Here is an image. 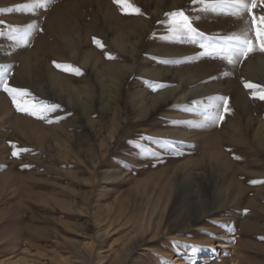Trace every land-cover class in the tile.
Wrapping results in <instances>:
<instances>
[{"label": "rangeland", "instance_id": "374dc122", "mask_svg": "<svg viewBox=\"0 0 264 264\" xmlns=\"http://www.w3.org/2000/svg\"><path fill=\"white\" fill-rule=\"evenodd\" d=\"M130 2L141 14L0 0V77L29 105H59L40 119L0 89V264H264V101L244 86L264 87V53L200 56L168 14L208 40L244 21L192 0ZM29 25L27 44L11 38ZM186 196L219 210L179 228Z\"/></svg>", "mask_w": 264, "mask_h": 264}, {"label": "snow or ice", "instance_id": "6c2138e0", "mask_svg": "<svg viewBox=\"0 0 264 264\" xmlns=\"http://www.w3.org/2000/svg\"><path fill=\"white\" fill-rule=\"evenodd\" d=\"M48 0H45L47 3ZM192 2L200 3L203 5L202 11L220 12L226 15H231L238 19H242L245 24V28L239 33L230 35L227 37H218L212 40H208L204 37V34L199 32L196 27L193 26L192 20L184 11H174L168 15L172 17L169 26V32L173 38L179 41H188L193 44H199L202 51L199 53L200 56H207L213 59H223L229 64H235L239 58H246L251 53L255 52L257 48L260 52L264 53V13L257 15L254 9L258 7L264 9V0H192ZM121 12L126 15L141 14L140 9L136 8L130 0H113ZM44 4L36 3L34 7H44ZM32 9L30 8L29 11ZM245 14L246 17L245 18ZM0 21V24H3ZM34 25H29L28 30L20 34L19 36H12L11 38L22 41L27 44L28 37L31 35V29ZM0 35H6L0 32ZM255 39H252V37ZM93 43L97 47H103L101 42L97 39H93ZM109 59L113 57L108 56ZM57 68L62 66L57 64ZM64 70H73L76 74L79 73V69H71V66H66ZM248 89H255L251 93L253 99H259L264 101V87L256 84L245 83L244 85ZM0 89L6 93L12 100L18 112H25L30 116H36L38 112L40 115L38 118L45 119L43 112L45 111H56L59 108L58 104L43 105L42 103L37 105H29L27 98L31 95L26 89L12 87L6 77H0ZM155 91V86L153 87ZM18 98H23L22 102H18ZM228 100L224 98V112H228ZM223 114L219 116L220 120H223ZM51 123V120H47ZM13 151L12 156L18 157L21 152L28 151L27 149H17L15 145H12ZM27 167V165H24ZM252 183H257L252 181Z\"/></svg>", "mask_w": 264, "mask_h": 264}, {"label": "bare ground", "instance_id": "6f19581e", "mask_svg": "<svg viewBox=\"0 0 264 264\" xmlns=\"http://www.w3.org/2000/svg\"><path fill=\"white\" fill-rule=\"evenodd\" d=\"M88 69V68H87ZM176 92V91H175ZM172 96H169V97H165L163 99V102L166 101L167 98H170ZM161 103V102H160ZM166 103V102H165ZM264 150V149H263ZM212 162V161H211ZM213 164V163H212ZM207 165V164H206ZM207 169H210V165H207ZM189 174L187 176H192L193 175V172H188ZM178 192V191H177ZM209 193V192H208ZM213 198V197H212ZM188 200V205H186V209L187 211H185V215H186V220H188L187 224L184 223L186 222V220L183 218L182 222L185 224L184 227H179V228H186V227H189L191 226L192 224H195V222L197 220H200L202 217H205V216H209V215H212L213 213H215L217 210H219V207H220V204L218 202V206L216 207H212L211 205V202H209L208 200H206L204 197H198V198H194V197H188L186 196V199H185V202H187ZM211 200V199H210ZM215 201V200H214ZM223 201V200H222ZM172 204H175V201L172 200ZM173 207V206H172ZM177 207V206H176ZM188 207V208H187ZM188 212V213H187ZM171 214H172V211L171 213H169L168 215V222H170L169 219H171ZM178 228V229H179ZM181 230V229H180ZM183 230V229H182Z\"/></svg>", "mask_w": 264, "mask_h": 264}]
</instances>
